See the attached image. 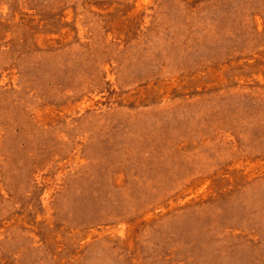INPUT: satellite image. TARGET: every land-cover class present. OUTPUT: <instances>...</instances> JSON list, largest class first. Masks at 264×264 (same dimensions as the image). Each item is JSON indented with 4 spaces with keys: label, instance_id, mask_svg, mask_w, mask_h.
<instances>
[{
    "label": "rangeland",
    "instance_id": "374dc122",
    "mask_svg": "<svg viewBox=\"0 0 264 264\" xmlns=\"http://www.w3.org/2000/svg\"><path fill=\"white\" fill-rule=\"evenodd\" d=\"M0 264H264V0H0Z\"/></svg>",
    "mask_w": 264,
    "mask_h": 264
}]
</instances>
